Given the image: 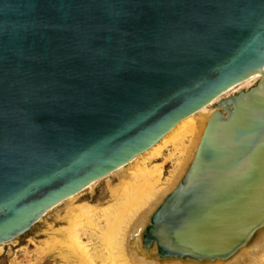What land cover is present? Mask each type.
<instances>
[{"label": "water", "instance_id": "water-1", "mask_svg": "<svg viewBox=\"0 0 264 264\" xmlns=\"http://www.w3.org/2000/svg\"><path fill=\"white\" fill-rule=\"evenodd\" d=\"M259 73L148 228L200 258L264 221V0H0V246Z\"/></svg>", "mask_w": 264, "mask_h": 264}, {"label": "bare ground", "instance_id": "bare-ground-1", "mask_svg": "<svg viewBox=\"0 0 264 264\" xmlns=\"http://www.w3.org/2000/svg\"><path fill=\"white\" fill-rule=\"evenodd\" d=\"M259 79L261 73L223 96ZM219 99L182 120L152 148L105 177L117 174L122 180L121 185L111 191L112 204L100 208L74 207V199L79 194L63 201L68 207L63 218L68 226L50 239V251L60 250V257L74 264H264V221L233 251L213 258H200L199 254L192 253L189 245L173 232L161 231L146 238L150 221L152 224L161 204L181 188L185 178L181 184L179 181L187 175L194 161L210 118L217 111L224 115L220 107H213L221 101ZM159 160L162 164H153ZM171 160L175 161V169L163 182V167ZM154 236L168 239L167 244L162 243L163 250ZM173 237H178L179 246L171 244Z\"/></svg>", "mask_w": 264, "mask_h": 264}, {"label": "rangeland", "instance_id": "rangeland-1", "mask_svg": "<svg viewBox=\"0 0 264 264\" xmlns=\"http://www.w3.org/2000/svg\"><path fill=\"white\" fill-rule=\"evenodd\" d=\"M259 80L252 82L248 86L240 87L235 92H231L221 97L219 100L226 99L240 92L248 91L250 88L254 87ZM217 105L218 103L216 102L213 107H217ZM156 163L162 164V160L156 161L153 164ZM174 169L175 161L173 160L164 165L163 182L172 176ZM185 176L180 179L179 184L183 182ZM121 181L122 180H120L117 174L110 176L108 179L100 180L96 185L80 193L76 199H74L73 206L90 205L94 208H100L112 204L111 191L113 188L119 187ZM163 203L161 205H163ZM66 205L67 203L60 204L56 209L44 215L27 234L15 239L11 243L3 245L0 249V264H74L75 262L73 263V261L67 263L65 259H62L60 257V250L52 252L53 249L50 251V247L52 246L51 240L56 237L57 231L68 226L63 220L68 209ZM84 241L85 243L88 242V240ZM57 245H59V242H57Z\"/></svg>", "mask_w": 264, "mask_h": 264}]
</instances>
